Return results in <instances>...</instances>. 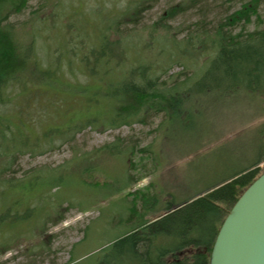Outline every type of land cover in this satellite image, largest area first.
<instances>
[{
    "label": "trees",
    "instance_id": "obj_1",
    "mask_svg": "<svg viewBox=\"0 0 264 264\" xmlns=\"http://www.w3.org/2000/svg\"><path fill=\"white\" fill-rule=\"evenodd\" d=\"M27 1L0 0V104L18 103L14 109L12 105L8 107L9 113L6 108L0 113V248L14 241L35 238L58 209L73 208L85 213L97 209L103 201H110L98 209L96 223L103 222L112 206L118 208L116 211H129V217L135 222L130 231L104 242L92 256H107L112 248L127 243L125 252H131L138 264H208L224 217L244 189L264 171L257 170L260 159L224 179L227 183L221 185L219 181L209 186L203 196H194L173 206L164 205L167 199L155 191L141 194L138 199L142 209L138 213L132 205L123 203L129 195H133L132 202L137 198L135 192L126 189L130 182L126 164L135 148L120 137L78 156L74 154L72 159L57 166L30 168L19 177L7 179L2 174L9 171L16 155L36 157L53 151L59 146L57 143L62 146L70 142L86 128L101 132L131 127L144 123L147 116L160 113L164 116L162 123L181 124L198 115L201 103L223 98L225 93L257 94L264 103V27L254 31L245 28L256 15L261 0L246 1L224 23L210 30H201L200 23L182 38L165 24L159 28L161 32L145 27L120 33L119 22L127 14L124 8L113 15L105 28L100 24L102 29L99 28L89 46L88 56L80 59L77 71L68 73L75 83H66L68 88L56 83L60 76H54L55 70L44 71L37 66L29 53L33 49L31 45L25 46L10 33L13 24L8 19L24 12ZM142 1L136 0L137 5ZM187 1L194 5L200 0ZM178 7L173 6L169 17L179 11ZM237 25L240 30L234 32ZM172 67L189 76L181 81L173 79V74L168 75ZM6 82L17 91L4 97L1 91ZM39 84H46L47 90L53 93L51 99H58L49 108L61 112L63 119L67 113L74 116L60 125H54L50 116L47 122L41 110L46 109L42 104L49 95ZM12 96L15 98L10 100ZM10 117L17 123L12 125ZM97 158L112 159L122 166L124 159L125 168L120 175L129 182L123 185L118 181L117 169L110 177L100 165L79 163ZM97 175L104 180H96ZM160 203L163 204L160 206ZM222 206H226V211ZM157 212H164L161 219ZM174 215L181 216V221L170 228L163 227V222ZM153 216L154 221L147 223L145 219ZM118 219L121 223L120 216ZM158 226L164 238L169 235L177 242L175 246L160 248L157 243H147L149 239L144 238V232ZM90 227L85 228L83 239L73 245L70 261H75L74 249L87 238Z\"/></svg>",
    "mask_w": 264,
    "mask_h": 264
},
{
    "label": "rangeland",
    "instance_id": "obj_2",
    "mask_svg": "<svg viewBox=\"0 0 264 264\" xmlns=\"http://www.w3.org/2000/svg\"><path fill=\"white\" fill-rule=\"evenodd\" d=\"M246 1L248 0H200L191 5V1L187 0H144L137 5L136 0H28L26 10L12 15L8 21L13 24L10 33L14 39L33 47L29 53L34 56L37 66L44 71L49 68L55 70L54 76H60L56 83L61 88H68L66 83L75 84L68 73L77 71L80 59L88 56L87 50L95 41L100 24L105 28L113 20V15L122 12L124 8L127 9V14L119 22L120 33H130L132 29L141 30L145 27H153L161 32L159 28L165 24L178 34V38H182L200 23L201 30H210L217 24L224 23L225 18ZM180 4L181 7H178ZM173 6L180 9L169 17ZM163 16L168 18L162 19ZM262 27L264 0L260 1L256 15L245 28L246 31H254ZM239 30L237 25L234 32ZM170 74L178 81L189 76L178 67H172L168 75ZM80 80L83 82L84 79ZM9 83L2 85L1 95L4 97L13 90L17 91ZM39 85L49 95L42 104L46 108L41 110L43 118L50 116L54 125H60L74 116L73 113L72 116L67 113V118L63 119L61 112H54V107L49 108L58 99H51L53 93L47 90L46 84ZM27 89H30V85ZM222 97L209 103H201L198 115L193 120L185 119L181 124L162 123L164 116L160 113L147 116L144 123L131 127L123 126L101 132L86 128L76 133L70 142L62 146L57 143L59 146L53 151L36 157L16 155L15 162L9 171L2 174V178L19 177L30 168L42 165H60L72 159L74 154L78 156L120 137L135 148L126 164L130 182L120 175L125 168L124 159L121 160L123 166L119 160L118 164L112 162V159L101 158L94 161L81 160L79 163L100 165L110 177L114 169H117L118 181L123 185L129 182L126 189L135 192L134 195L137 196L132 202L130 200L133 195H126L128 199L123 202L132 205L134 211L138 213L142 209V202L138 199L140 195L154 191L167 199L164 205L172 204L171 206L194 196H203V191L209 186L219 181L222 182L221 185L227 183L224 179L253 165L258 159L260 163L257 170H264L263 101L259 95L245 92H237L235 95L225 93ZM12 98L15 96L10 100ZM17 104L16 101L10 105L7 102L0 104V113L5 112V108L9 113V108L13 106L14 109ZM10 119L11 123H17L15 118ZM46 121L50 122V119L47 118ZM143 148H148L149 151L140 152ZM96 180L104 179L97 175ZM108 202L103 201L96 206L97 209L85 213L73 208L67 210L64 205V210L58 209L54 217L47 219L35 238L27 242L14 241L10 246L0 248V264H138L131 252H125L127 243L112 248L108 257L106 254L91 255L104 242L130 231L135 222L129 217V211H116L118 208L112 206L103 222L96 223L98 209L107 206ZM222 207L226 211V206ZM155 214L160 218L164 212ZM119 216L121 223L118 222ZM176 216L166 219L162 226L170 228L181 221L182 217ZM56 218L59 220L54 222ZM145 220L151 223L154 216ZM90 225L89 235L74 249L75 261H70L73 245L83 239L85 228ZM161 232V226L150 228L144 232V238L149 239L147 243H157L160 248L176 245V241L171 240L169 235L164 238Z\"/></svg>",
    "mask_w": 264,
    "mask_h": 264
},
{
    "label": "water",
    "instance_id": "obj_3",
    "mask_svg": "<svg viewBox=\"0 0 264 264\" xmlns=\"http://www.w3.org/2000/svg\"><path fill=\"white\" fill-rule=\"evenodd\" d=\"M209 264H264V172L242 192L222 221Z\"/></svg>",
    "mask_w": 264,
    "mask_h": 264
}]
</instances>
